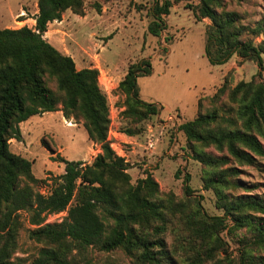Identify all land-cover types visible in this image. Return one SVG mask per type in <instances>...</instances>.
<instances>
[{"label": "trees", "instance_id": "trees-1", "mask_svg": "<svg viewBox=\"0 0 264 264\" xmlns=\"http://www.w3.org/2000/svg\"><path fill=\"white\" fill-rule=\"evenodd\" d=\"M232 1L239 0H197L196 5L187 3L185 8L197 21L209 20L204 29V55L211 65L227 63L236 56L238 66L253 61L258 71L251 80L233 87L225 76L207 97L211 108H203L202 98H198L195 117L178 126L193 158L208 168L203 187L213 190L222 216H208L196 207L184 212L178 208L181 204L161 199L158 182L148 171L131 183L129 164L115 154L108 140L109 106L98 84V70L77 69L71 56L44 38L48 24L61 20L66 10L83 16L84 0H37L33 29L26 25L0 28V264L23 263L14 256L20 211L27 213L33 226L27 230L29 239L41 245L30 264H74L73 252L88 247L103 252L119 249L134 264H172L173 251L163 233L169 215L176 212L183 224L176 235L177 245L192 252L188 256L191 264H204L225 251L219 233L228 218L233 226L246 227L257 245L253 248L251 242H245L238 264H264V255L253 254L264 248V201L250 194L233 196L223 191L238 173L236 167L226 165L233 161L254 165L264 158L260 140L264 137V40L255 41L264 36V24H244L238 12L226 9ZM172 5L171 0H153L148 33L158 37L167 28ZM150 73V60L142 58L128 64L117 85L124 95L123 114L136 124L157 115L161 108L139 96L137 78ZM56 111L65 119L82 121L88 139L100 152L90 163L58 157L63 172L52 178L49 193L43 195L37 189L40 180L32 173V161L10 151L9 141L22 140L20 123ZM136 131L126 129L124 133L133 136ZM197 145L212 146L219 154L206 153ZM188 180L184 178L186 196L191 193ZM60 212H65L60 222L45 223L47 215Z\"/></svg>", "mask_w": 264, "mask_h": 264}, {"label": "rangeland", "instance_id": "rangeland-1", "mask_svg": "<svg viewBox=\"0 0 264 264\" xmlns=\"http://www.w3.org/2000/svg\"><path fill=\"white\" fill-rule=\"evenodd\" d=\"M171 1L173 5L166 19L167 28L158 37L147 31L151 19L148 12L153 0H84V15L66 10L62 14V22L58 21L60 23L56 26L60 30L56 31L59 36L45 39L48 38L55 48H62L65 54L71 56L77 69L94 67L98 70V84L109 106L108 140L115 146V154L129 164L127 172L131 183L144 177L148 171L158 182L161 199L169 198L181 204L178 208L184 212L196 207L208 216H222L223 211L215 205L213 190L203 187V177L208 168L193 158L192 150L178 126L195 117L198 98H202L203 108H211L207 97L215 92L225 76L233 87L240 81L251 80L258 67L253 61L238 66L236 56L227 63L211 65L204 55V29L209 20L197 21L192 11L185 8L187 3L196 5L197 0ZM21 4L25 10L32 9L35 0H0V17H7L11 11L15 13L22 7ZM226 9L238 12L243 23L249 26L258 22L264 24V0L232 1L227 3ZM29 16L26 15L25 19ZM10 18L11 22L6 27L19 28L29 22H19L21 17L12 15ZM53 27L49 26V29ZM260 40H264V36L255 39L256 42ZM262 57L264 66V55ZM142 58L150 60L151 73L137 78L139 96L143 101L155 103L161 108L157 115L136 124L123 114L124 95L118 91L117 85L128 64ZM261 78L264 80V67ZM20 129L22 140L11 139L9 149L32 161V173L40 180L37 189L43 195L49 193L52 178L63 172L64 165L58 157L90 163L100 152L99 146L88 139L82 121L65 119L61 111L31 116L20 123ZM126 129L137 130L131 136L134 142L114 135L115 131H120L129 136L124 133ZM149 139L153 140L152 147L147 146ZM260 140L264 145V137ZM195 147L206 153L219 154L212 146ZM226 166L238 169L237 175L231 179L232 184L223 189L226 194H250L264 201V158L254 165H237L233 161ZM185 177L189 178L187 185L191 189L188 196L183 189ZM64 216L65 212L49 214L45 223L60 222ZM19 219L21 227L14 256L22 259V264H30L37 257L41 245L28 237L27 230L33 226L28 223L27 213L20 211ZM225 225L226 228L219 233L225 251H220L204 264H214L220 259L219 264H227L228 261L238 264L245 242H251L256 248L246 227L233 226L229 218L225 219ZM182 226L178 212L169 215L163 236L168 248L173 251L172 264H191L188 256L192 252L177 245L176 235ZM259 253L264 255V248L259 247L253 252ZM72 258L74 264H134L119 249L103 252L88 247L82 252L74 251Z\"/></svg>", "mask_w": 264, "mask_h": 264}, {"label": "crops", "instance_id": "crops-1", "mask_svg": "<svg viewBox=\"0 0 264 264\" xmlns=\"http://www.w3.org/2000/svg\"><path fill=\"white\" fill-rule=\"evenodd\" d=\"M20 6H22V7H20V9L18 10V11H16L15 13H13L12 11L11 12H9V15L7 16V17H5V18H2V17H0V28H7L6 27V25L8 24V23H10L11 22V18H10V15H12V16H15V17H21V19L19 20V22H26V21H29V22H27V24H26V26L27 27H29V28H34V25H35V20H34V17L36 16V14H37V12H38V7H37V0H35V7L34 8H32V9H23L24 8V6L21 4ZM26 15H30L28 18H26L25 19V16ZM60 21V20H59ZM60 22H62V20L60 21ZM60 22H58V21H53V22H50L49 24H48V26H47V31L45 32V34H44V38H46V37H48V36H59L58 34H57V30L58 31H60L59 29H56L57 27V25H58V23H60ZM49 26H54L52 29L50 28L49 29ZM8 28H10V27H8ZM47 41H48V38H47ZM49 42V41H48ZM59 50V49H58ZM59 51H61L62 53H64L63 52V50H62V48H61V50H59ZM65 54V53H64ZM23 123V122H22ZM71 124V123H70ZM73 125V124H72ZM114 135L116 136V137H118L119 139H124V140H127V141H130V142H134V138L133 137H131V136H126V135H124L122 132H120V131H115L114 132Z\"/></svg>", "mask_w": 264, "mask_h": 264}, {"label": "built area", "instance_id": "built-area-1", "mask_svg": "<svg viewBox=\"0 0 264 264\" xmlns=\"http://www.w3.org/2000/svg\"><path fill=\"white\" fill-rule=\"evenodd\" d=\"M153 145H154L153 140L152 139H149L148 142H147V146L148 147H152ZM110 146H111L112 149L115 150V146L113 145L112 142L110 143Z\"/></svg>", "mask_w": 264, "mask_h": 264}, {"label": "bare ground", "instance_id": "bare-ground-1", "mask_svg": "<svg viewBox=\"0 0 264 264\" xmlns=\"http://www.w3.org/2000/svg\"><path fill=\"white\" fill-rule=\"evenodd\" d=\"M67 125H71V124L67 123Z\"/></svg>", "mask_w": 264, "mask_h": 264}]
</instances>
